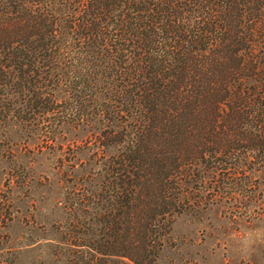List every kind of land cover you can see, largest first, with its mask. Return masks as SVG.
Segmentation results:
<instances>
[{
    "label": "trees",
    "instance_id": "obj_1",
    "mask_svg": "<svg viewBox=\"0 0 264 264\" xmlns=\"http://www.w3.org/2000/svg\"><path fill=\"white\" fill-rule=\"evenodd\" d=\"M11 122L66 181L41 264H156L180 215L261 216L264 0H0Z\"/></svg>",
    "mask_w": 264,
    "mask_h": 264
},
{
    "label": "rangeland",
    "instance_id": "obj_2",
    "mask_svg": "<svg viewBox=\"0 0 264 264\" xmlns=\"http://www.w3.org/2000/svg\"><path fill=\"white\" fill-rule=\"evenodd\" d=\"M10 127L8 137L0 134V264H41V250L49 254L54 238L56 194L65 193L66 181L57 174L53 149L21 124ZM29 174L35 178L26 186L21 177ZM229 213L213 206L199 216L177 217L156 264H264V213Z\"/></svg>",
    "mask_w": 264,
    "mask_h": 264
}]
</instances>
